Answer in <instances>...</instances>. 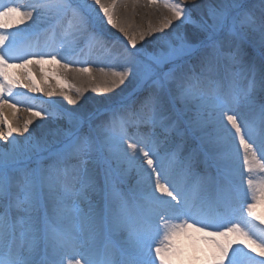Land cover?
I'll list each match as a JSON object with an SVG mask.
<instances>
[{"label": "snow or ice", "instance_id": "6c2138e0", "mask_svg": "<svg viewBox=\"0 0 264 264\" xmlns=\"http://www.w3.org/2000/svg\"><path fill=\"white\" fill-rule=\"evenodd\" d=\"M159 3L170 14L136 32L116 18L127 0L0 6V29L31 21L0 30V264H182L189 232L214 246L205 264H264V0ZM93 50L119 64L97 90L130 95L8 123L10 69Z\"/></svg>", "mask_w": 264, "mask_h": 264}, {"label": "bare ground", "instance_id": "6f19581e", "mask_svg": "<svg viewBox=\"0 0 264 264\" xmlns=\"http://www.w3.org/2000/svg\"><path fill=\"white\" fill-rule=\"evenodd\" d=\"M30 2H32V0H0V6H7L9 4H19L24 6ZM171 2H178V0H171ZM196 2L198 3L199 0H196ZM189 4H191V0H189ZM169 14L170 13L164 9L162 3H159L156 6H147L146 0H140L138 5L133 6L131 0H127V7H119L118 16L116 18L118 21L125 23L126 27L130 26L129 31L136 32L147 31L149 26H158L164 17ZM2 22L7 24L8 27L7 29L0 30L6 31H19L20 28L27 29L28 24L31 23V21H28L23 25H17L15 19L13 18L5 19ZM112 31L120 38V40L124 39L118 30L112 29ZM168 31H171V29L165 30V32ZM162 34L163 33L159 32L154 33L152 37H146L144 42H138V46L140 43H145L148 39H154L155 36H160ZM112 43L115 48H122L119 41L114 40ZM64 63L68 64L67 68L62 67ZM28 68V72L24 74L16 72L15 69L9 70L10 73L14 71L16 72L20 82L24 79L25 81L23 82L24 84L22 83L20 85L21 88H14L12 97L6 98L10 103H14L16 107L23 111L24 119H31L33 121V124L30 126V131L31 129L36 128L37 125L46 128L50 123L47 119L32 116L30 109L51 112L54 108H58L60 110L66 109L83 114H89L90 112L96 110L105 111L107 107L113 103V101L120 100L130 95L131 92L130 85L127 87L121 86V88L124 89L123 92L121 91V88H117L115 91L107 92L97 90L106 86V81L110 79V75L106 74H110L114 70H119V64L115 57H110L95 50L70 54L65 59L61 60L60 63H33L28 65ZM81 68H88L89 71H78V69ZM101 69H103V71H101ZM43 76H45V79L42 78ZM48 76L52 77V79H47ZM30 88H34L35 91H31ZM49 91L63 93V95L49 96L47 94ZM19 92L21 93L19 94ZM69 96L76 99V104H70L68 102ZM4 114L8 118V123L14 126L12 124L14 112L11 111L10 108H5ZM24 119L20 120V127L24 125ZM0 129H5V126L0 124ZM129 134L131 135L132 132ZM27 135L28 134L25 133L21 139V137H18L19 134L17 135V133L14 132L12 138L10 139H14L16 141H20L21 139L23 141ZM245 175L247 174L245 173ZM134 182L135 181L133 180V183ZM254 212L256 216L264 218V202L257 204ZM256 221L259 222L258 220ZM260 226L264 227L262 224H260ZM191 236L192 232H189L187 235L178 236L174 241L180 243L183 247H186L188 244L185 240ZM200 236H202V234L196 233L195 235V237ZM232 238V236L229 237V239ZM213 247L214 246L212 245L210 251ZM250 254L255 255L254 253ZM259 258L260 257L257 256V259Z\"/></svg>", "mask_w": 264, "mask_h": 264}, {"label": "rangeland", "instance_id": "374dc122", "mask_svg": "<svg viewBox=\"0 0 264 264\" xmlns=\"http://www.w3.org/2000/svg\"><path fill=\"white\" fill-rule=\"evenodd\" d=\"M26 68L29 70L28 66ZM44 77L45 76H43L42 78L45 79ZM47 79L50 80V79H52V77L48 76ZM10 109H11V111L14 112V117L12 119V124L14 125L13 127H20L21 126L20 119L18 117H16L15 114L20 113L23 116V111L18 107H15V109H13V108H10ZM24 121L26 122L28 120L24 119ZM17 135H18V133H17ZM18 137H21V139L23 138L22 135H19ZM21 139H20V141H22ZM8 144H9L8 141L0 140V145H2V147H7ZM253 222L255 224H257L258 227H261L259 222H257L256 220H253ZM197 234H199V233H197ZM195 235H196V233L192 232L191 237L187 238L186 240L184 239L186 241V243L188 244V246H186V247L185 246L183 247L182 245H180V243L174 241V243L178 247H180L185 254V259L183 260L182 264H205L203 257L206 254H208V252H210L212 244H211L210 240L203 237V235L200 237H195ZM233 246L235 247L236 245L234 244ZM157 264H158V262H157ZM225 264H226V262H225Z\"/></svg>", "mask_w": 264, "mask_h": 264}]
</instances>
